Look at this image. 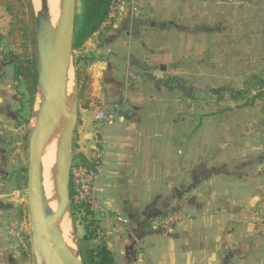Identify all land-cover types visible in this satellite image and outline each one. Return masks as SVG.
I'll list each match as a JSON object with an SVG mask.
<instances>
[{"label": "crops", "instance_id": "crops-1", "mask_svg": "<svg viewBox=\"0 0 264 264\" xmlns=\"http://www.w3.org/2000/svg\"><path fill=\"white\" fill-rule=\"evenodd\" d=\"M134 3L135 16L128 6L120 7L110 35L97 33L79 52L91 91L79 99L75 155L88 161L97 151L102 155L103 191L95 205L101 237L92 247L106 243L116 264H264V227L253 214L264 197V125L222 119L217 126H195L191 110L153 107L156 98L148 95L151 87L145 84L125 86L130 94L122 98L110 81L117 75L111 72L114 60L100 59L116 53L119 36L128 53L173 51L161 43L170 22L185 19L193 28L191 21L208 19L203 11L209 0ZM180 9L190 13L177 12ZM10 21L0 6V29L7 31ZM17 83L14 65L0 55V264H33L16 235L21 231L30 240L28 212L20 219L27 206ZM98 111L106 116L102 122L96 120ZM162 182L163 188L168 183L169 202L184 219L167 233L144 239L141 254L109 214L154 212V206L149 210L147 205L159 202Z\"/></svg>", "mask_w": 264, "mask_h": 264}, {"label": "rangeland", "instance_id": "rangeland-1", "mask_svg": "<svg viewBox=\"0 0 264 264\" xmlns=\"http://www.w3.org/2000/svg\"><path fill=\"white\" fill-rule=\"evenodd\" d=\"M134 2L135 0H115L110 24L104 27L99 36L110 35L112 30L110 26L114 25L115 18L120 16L123 10L120 7L128 6L135 16L137 7ZM80 6L79 3V14ZM177 12L190 13L189 9L187 11L180 9ZM203 13L207 14L205 18L208 19L199 20L197 23L191 21L189 24L193 25V28L188 27L185 19L170 22L169 33L161 43L170 47L173 50L171 52L128 53L125 52L124 39L119 36L116 53H105L100 57L101 60H114L111 72L112 74L117 72V75H112L110 80L115 81L114 91L124 98L125 94H130L126 93L125 86L148 85L151 87L149 90L151 93L148 95L152 94L153 98H156L153 107L165 109L179 105L180 108L191 110L195 126L202 124L217 126L222 119H233L239 124L264 125V84H260L264 81V0H209L208 7ZM10 20L12 21L11 17ZM197 26H201L198 27L201 29L195 28ZM18 28L16 27L14 37L10 41L5 38L8 30L0 29V47L4 52H14L23 57L24 37ZM79 52L73 51L75 62L81 60ZM85 64L82 62L81 68H85ZM161 66L163 69L160 68ZM17 82L22 112V122L19 124L23 125L20 131L23 136L22 158L25 167L28 168L27 135L30 123L28 125L26 122L32 120L34 104L30 105L23 82ZM117 88L119 89L116 91ZM90 91L89 84L83 96L88 95ZM142 92H137V96L144 95ZM132 106L137 105L132 104ZM64 113L67 124L69 123L68 115L65 111ZM67 126L68 124L66 129ZM76 153L73 149V155ZM75 162L77 160H74ZM167 195L168 183L165 182L163 188L162 182L159 202L155 200L154 205L152 203L147 205V207L150 206L149 210L154 206V212L129 211L120 216L109 214L115 218L118 228L126 232L123 235L133 242L132 244L141 254L144 250L141 248V246L144 247L142 244L144 239L152 233H167L177 224L171 226L162 224L164 219L180 213L175 211ZM85 208H76L77 220L74 221L78 240L85 232L80 223ZM90 209L96 216L100 214V209L97 207ZM20 235L17 244L26 248L23 245H28V241L26 242V238Z\"/></svg>", "mask_w": 264, "mask_h": 264}, {"label": "water", "instance_id": "water-1", "mask_svg": "<svg viewBox=\"0 0 264 264\" xmlns=\"http://www.w3.org/2000/svg\"><path fill=\"white\" fill-rule=\"evenodd\" d=\"M65 1L55 32L49 21L47 0H41V11L36 13L38 86L27 135L29 164L25 189L33 264H83L70 189L74 137L79 112L76 64L73 59V39L79 16V1ZM41 24L46 37L50 36L51 32L54 34L44 43L40 39ZM70 72L75 80L76 98L62 145V160L56 186L57 208L50 209V215L46 217L42 154L61 116ZM66 216L70 221V236L75 248L70 247L64 238L61 222Z\"/></svg>", "mask_w": 264, "mask_h": 264}, {"label": "trees", "instance_id": "trees-1", "mask_svg": "<svg viewBox=\"0 0 264 264\" xmlns=\"http://www.w3.org/2000/svg\"><path fill=\"white\" fill-rule=\"evenodd\" d=\"M81 7V13L78 16L76 29L73 39V51H80L89 39L97 33H101L110 20V16L115 4V0H78ZM0 6L6 9L7 14L12 18L10 29L5 34L7 40L14 37L16 27L24 37V55L21 57L14 52L0 51V55L6 62L14 65V78L16 81H22L25 90L29 96V103L32 106L35 101V95L38 86V68H37V30H36V12L33 0H0ZM18 25V26H17ZM93 59H89L91 61ZM76 64V79L79 90V99L81 100L84 90L90 83L85 68H81L78 61ZM260 84H264L261 81ZM82 95V96H81ZM242 95V93H240ZM28 123V121H27ZM75 149V147H74ZM74 160L80 163L89 164L90 161L81 156L74 155ZM73 160V163H74ZM25 181L23 189L26 188L27 167L24 168ZM71 195L73 189L71 185ZM74 219L77 220V210L72 206ZM27 208L24 207L20 213V219L27 218ZM25 215V217H24ZM80 223L84 227V236L79 240V247L83 264H116L114 254L106 243H101L98 248H93L92 244L100 239V220L95 212L86 207L84 215L80 218ZM27 250L23 253L26 259L32 255L29 237Z\"/></svg>", "mask_w": 264, "mask_h": 264}, {"label": "bare ground", "instance_id": "bare-ground-1", "mask_svg": "<svg viewBox=\"0 0 264 264\" xmlns=\"http://www.w3.org/2000/svg\"><path fill=\"white\" fill-rule=\"evenodd\" d=\"M48 8H49V21L52 27V30L55 32L58 29L60 18L63 10V4L66 3L64 0H47ZM35 11L38 14L41 11V0H33ZM50 36L46 37L44 35V31L42 28V24L40 26V39L41 41L47 42L49 38H52L54 35L53 32L49 33ZM76 98L75 91V80L73 74L70 72L67 92L65 96V100L63 102V110L61 116L58 119V123L54 129L53 135L45 146L42 154V164H43V172H42V183L44 187L45 200H44V213L46 217L50 215V209L56 210L57 208V199H56V186H57V175L59 171V167L62 160V145L64 141V136L66 133V124L64 120V111L68 115V119L70 120V115L72 112L73 104ZM40 99V98H38ZM61 227L64 233L65 241L72 248H75L71 236H70V221L66 216L62 222ZM67 262V260H66Z\"/></svg>", "mask_w": 264, "mask_h": 264}, {"label": "built area", "instance_id": "built-area-1", "mask_svg": "<svg viewBox=\"0 0 264 264\" xmlns=\"http://www.w3.org/2000/svg\"><path fill=\"white\" fill-rule=\"evenodd\" d=\"M112 16L111 13L110 19ZM105 119L106 116L103 111H98L96 113L97 121L102 122ZM101 163L102 155L99 151L96 152L94 158L89 164H83L79 161L73 163L71 168V185L73 189L71 204L74 208H93L96 205L97 197L99 193L103 191L100 187ZM16 194L20 195V192H16ZM253 214L257 223L264 227V197L261 198L258 204L254 207ZM182 218L183 216L181 213H175L167 219H164L162 224L165 226H171L178 223ZM16 235L17 237L21 236L19 232H17Z\"/></svg>", "mask_w": 264, "mask_h": 264}]
</instances>
